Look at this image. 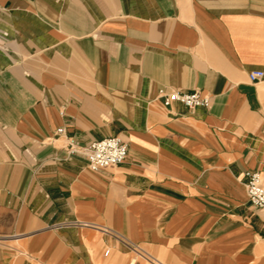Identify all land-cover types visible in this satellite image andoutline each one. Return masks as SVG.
I'll return each instance as SVG.
<instances>
[{
    "label": "crops",
    "instance_id": "crops-1",
    "mask_svg": "<svg viewBox=\"0 0 264 264\" xmlns=\"http://www.w3.org/2000/svg\"><path fill=\"white\" fill-rule=\"evenodd\" d=\"M256 70L264 0H0V264H128L97 227L164 264H264ZM171 89L211 106L166 107ZM110 136L120 165L69 151Z\"/></svg>",
    "mask_w": 264,
    "mask_h": 264
},
{
    "label": "built area",
    "instance_id": "built-area-1",
    "mask_svg": "<svg viewBox=\"0 0 264 264\" xmlns=\"http://www.w3.org/2000/svg\"><path fill=\"white\" fill-rule=\"evenodd\" d=\"M263 78L264 70L252 71L249 74V80L251 82H257ZM159 98L162 99L166 107H170L174 103H180L190 110L198 107L209 108L212 103V98L209 95H203L198 91L161 90ZM64 132L65 128L63 127L57 130V134ZM69 151L72 154L76 153L85 156L88 168L93 172L120 165L125 162L128 156V146L119 136H110L100 140H94L83 147L70 144ZM245 176L247 178L246 187L250 203L257 208H264V183L261 173L258 171H246ZM70 224L87 227L92 226L86 222H70ZM97 228L104 234L115 237L127 250L133 253V258L128 264H136L139 259L148 264H164L141 246L122 236L115 230L107 227Z\"/></svg>",
    "mask_w": 264,
    "mask_h": 264
}]
</instances>
